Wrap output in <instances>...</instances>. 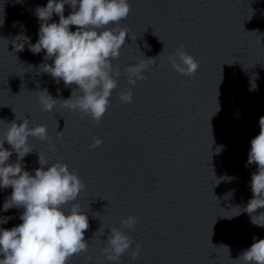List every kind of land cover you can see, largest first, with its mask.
Wrapping results in <instances>:
<instances>
[{"label":"clouds","instance_id":"clouds-1","mask_svg":"<svg viewBox=\"0 0 264 264\" xmlns=\"http://www.w3.org/2000/svg\"><path fill=\"white\" fill-rule=\"evenodd\" d=\"M66 4L72 9L67 17L64 15ZM130 11L128 0H48L46 6L35 9L41 23L39 39L35 44H29L30 51L39 54L44 50V59L53 60L52 64L42 63L40 68L57 83L62 80L65 86H78L70 98L60 100L61 106L90 116L97 126L109 107L112 91L117 88V78L121 75L119 67H113L112 60L119 58L120 49L128 37L129 30L121 27L119 22L126 19ZM54 13L59 16V21L48 23ZM110 24L114 26L108 27ZM70 26H76V30H70ZM16 41L28 42L29 38L20 35ZM23 47V43H15L16 51H22ZM168 59L172 68L184 76H193L200 67L199 62L185 52L183 45ZM155 61L149 58L129 66L125 70L128 84L135 86L138 80L146 79L144 73ZM76 92L80 94L76 95ZM39 94L43 110L52 111L58 100L53 99L47 90ZM132 98L131 90L119 95L121 103H131ZM259 124L260 133L251 140L247 160V164L258 165L257 172L251 177L253 198L243 209L239 206L233 208L238 210L233 216L246 212L251 223L264 227V211L254 214L258 209H264V117L260 118ZM29 137L47 140V126L29 128L27 119L19 125L12 122L0 140V188L12 189L3 204V211L23 208L19 217L21 224L11 229L0 228V256L3 257L0 264H68L74 255L88 250V242L84 239L89 228L88 216L77 203H73L86 186L65 163L48 165L45 170L47 163L40 153L41 167L35 169V174L24 170L20 161L32 152ZM5 141L11 150L4 148ZM102 142L94 138L89 149L99 147ZM13 152L17 155V162L8 163ZM70 203L66 213L63 208ZM11 218L0 217V224ZM138 221L139 217L128 216L121 220V224L133 229ZM253 240L256 241V237ZM131 245L130 236L112 228L102 252L108 261L115 262ZM139 254L137 245L132 258H138ZM234 261L264 264V239L254 242Z\"/></svg>","mask_w":264,"mask_h":264}]
</instances>
